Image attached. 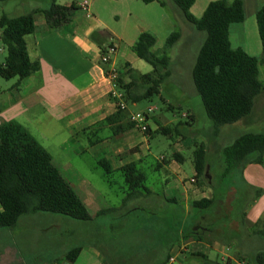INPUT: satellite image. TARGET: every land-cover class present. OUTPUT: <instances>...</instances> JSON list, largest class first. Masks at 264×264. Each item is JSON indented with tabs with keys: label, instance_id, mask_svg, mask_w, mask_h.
<instances>
[{
	"label": "crops",
	"instance_id": "1",
	"mask_svg": "<svg viewBox=\"0 0 264 264\" xmlns=\"http://www.w3.org/2000/svg\"><path fill=\"white\" fill-rule=\"evenodd\" d=\"M84 1L90 3L89 12L81 8ZM162 1L167 2V8L162 7L159 2L146 5L141 0H57L60 6L76 7L70 23L58 30H51L43 15H36V32L25 37L30 61L36 68L31 76L23 81L13 79L4 84L0 82V126L12 121L19 123L51 155L54 166L70 183L91 215L92 221L86 223L91 226L96 238L89 243L81 242L77 247L81 248L80 254L74 262H70L67 258L72 250L68 251L64 245H62V253L60 246L57 251L56 248L42 250L41 244L34 247L26 245L31 248L30 254H32V257L26 259L15 237L17 227L23 224L24 229L30 222L31 218L25 216L26 218H22L15 228L0 229V264H164L166 262L175 264L181 255L185 257L200 255L205 257L204 261L219 264L210 259L213 254L221 257L222 264H249L251 257L263 251L264 237L255 233L264 231V164H250L242 171L245 185L250 186L256 193L254 201L243 212L245 216L243 228L237 225L236 217L233 223H225L219 228L207 226L214 221L211 216L213 208L208 210L205 218L196 221L193 225L197 230L196 225L207 224L202 230V241L187 237V233H183L180 243L174 244L172 241L164 243L162 238L157 240L153 234L142 232L138 234L135 243L127 248L125 243L114 242L105 234L113 229L112 214L121 213L126 209L128 203H125L126 198L119 200L117 205V202L106 196L89 178L84 177L74 168L76 167L74 162L81 158L85 151L79 140L80 136L91 135L95 140L88 139V143L99 151L96 162L99 165L105 162L111 171L109 174L119 172L123 175L124 167L135 165L145 176L139 165L146 159V151L150 150V139L154 137V133L171 128L169 123L163 124L162 119L151 116L148 122L149 136L141 134L134 126L130 127L129 117L133 114L130 105L127 104L126 111H119L117 103L110 96L114 85L122 91V87L129 83L130 70L140 75L152 72L133 51L140 35L152 34L157 40L156 46L166 44L167 39L175 33L177 18L184 19L169 0ZM217 1L222 0H195L190 13L195 19L200 20L208 6ZM234 1L236 0H228L229 3ZM240 1L244 5L245 20L230 27L232 48L240 49L250 57L262 60L263 47L257 14L263 8L264 0ZM36 10L42 8L33 7L24 15ZM191 33L199 34L194 28ZM112 46L117 48V52L109 65H103L101 56ZM113 72L118 75L116 81L109 77ZM136 105L133 104V107ZM262 111H264V93L256 99L249 119L243 121H247L248 124L254 123L257 120L256 115ZM116 115H118L116 120L107 123L109 118ZM188 115L192 117L193 122L194 114L188 113ZM183 116L187 119L185 117L187 114ZM152 125L156 128L153 129ZM106 128L113 131L112 138L103 140L96 137ZM182 133L184 137L177 136L175 141L173 159L157 158V169L164 173L165 184L173 193L169 199L165 198V203L174 204L181 200L188 209H191L195 202L213 199L216 192L212 185L214 179L211 178V168L208 169L209 184L202 183L196 178L195 167L191 178L184 170L182 152L194 147L196 141L188 134L187 128L184 127ZM164 135L175 140L174 134L164 133ZM72 176L74 179H71ZM148 190L149 194L147 192L145 196L137 194L133 199L152 200L154 193ZM236 194L234 187H230L228 197H235ZM163 203V200H159V204L163 205ZM138 206L136 204L133 211L139 217L143 210ZM231 214H234V211ZM221 215L223 212L219 211V216ZM30 217L38 219L44 215L37 214ZM123 217L121 215V218ZM214 229L223 236H216ZM101 232L105 234V239L99 240L98 235ZM174 253H177V257L173 256ZM173 257L176 261L170 263V258Z\"/></svg>",
	"mask_w": 264,
	"mask_h": 264
},
{
	"label": "trees",
	"instance_id": "2",
	"mask_svg": "<svg viewBox=\"0 0 264 264\" xmlns=\"http://www.w3.org/2000/svg\"><path fill=\"white\" fill-rule=\"evenodd\" d=\"M9 1L0 0V3ZM141 1L146 5L159 2L162 7L167 8L166 1ZM169 1L197 32L206 34L192 69V82L215 130L234 125L251 116L256 99L264 93V82L260 80V66L264 65V6L257 14L263 47V58L258 60L240 49H233L230 42L231 25L245 20L242 1L213 2L200 20L190 13L195 0ZM75 9V6H60L57 0H51V4L45 9L14 18L8 15L0 17V40L7 51L5 62L0 63V77L6 81H23L35 71L36 67L30 61L25 37L36 32V15H43L51 30H58L70 23ZM179 39L180 34L173 33L167 39L163 51L156 52V38L149 33L140 35L133 51L140 60L150 65L153 71L146 75H140L133 70L128 72L130 81L121 89L126 104L152 102L155 97L161 95L164 84L172 76V59L168 52ZM118 115L109 118L107 123L116 120ZM132 126L131 123L130 127ZM181 127L184 125L163 129L162 133H175L176 136L184 137ZM197 148L194 157L196 178L202 183L206 180L209 182L210 167L206 147L201 145ZM223 160L224 177H231L250 164H264V134L243 135L224 148ZM101 165L107 174L111 172L105 162ZM122 173L131 192L125 203L136 198L137 194L143 195L141 190L149 194L145 187L146 178L135 165L124 167ZM236 200V197H227L224 201H218L215 195L211 200L195 202L193 207L211 210L217 205L221 208L216 209L212 227L219 228L236 220L237 225L243 228V212L235 220L232 219V205ZM219 211H222L223 215L219 216ZM37 214L60 215L80 222L92 221L80 197L54 166L51 155L23 126L15 121L8 122L0 126V229H13L23 217ZM203 228L204 225H196L197 230L190 229L187 237L202 241ZM214 233L218 237L223 236L216 230ZM255 234L264 237V231ZM80 251L81 248L72 250L67 256L68 260L74 262ZM196 257L205 258L200 255ZM249 263L264 264V249L257 256L251 257Z\"/></svg>",
	"mask_w": 264,
	"mask_h": 264
},
{
	"label": "rangeland",
	"instance_id": "3",
	"mask_svg": "<svg viewBox=\"0 0 264 264\" xmlns=\"http://www.w3.org/2000/svg\"><path fill=\"white\" fill-rule=\"evenodd\" d=\"M49 5L50 0H10L7 3H0V17L3 15L20 16L28 13L33 7L45 9ZM175 25L174 32L180 34V39L168 52V56L172 59V65L170 66L172 72L171 78L164 84L160 96L155 97L152 102H141L136 107L130 105V110L132 113H143L148 111L149 108H153L155 111L152 116L162 119L163 124L169 123L171 128L183 124L188 129V134L196 141L194 147L182 152L184 170L189 178L193 177L194 157L198 149L197 147L201 145L206 147L207 162L211 168V178L214 179L212 185L216 192L217 200L224 201L228 197L230 187L232 186L237 192L235 196L237 200L232 205L234 210L232 219H234L238 216V213L245 212L249 208L250 203L256 198V193L250 186L245 185L242 179V171L236 172L232 177H224L223 150L243 135L264 134V111L256 115L257 120L252 124L246 123L247 121H241L234 125L221 127L216 131L212 121L206 114L202 100L196 93L192 82V69L198 52L206 39V34L198 32V35L196 33L194 35L191 33L194 26L185 22L182 17L177 18ZM164 47L165 44L157 45L154 51L162 52ZM6 58L7 51L0 40V63L5 62ZM146 66L149 70L153 71V68L147 63ZM260 80L264 82V65L260 66ZM0 82L4 84L6 80L0 77ZM188 113L194 114V123ZM184 114H187V119L184 118ZM184 127H181L180 130L182 131ZM152 128L154 129L156 126L152 125ZM161 132L163 131L161 130ZM161 132L154 133V137L150 139V150L146 151L147 157L139 165L147 178V188L154 193L153 199H129L127 207L123 212L112 214L113 229L111 232L105 233L108 239L111 238L114 242L120 241L121 244L125 243L126 248L130 244H134L138 238V234L142 232L153 234L157 240L162 238L164 243L165 241H172L174 244L180 243L181 235L189 233V230L193 228L196 221H201L208 214V210L196 209L193 206H191V209H188L181 200H178L174 204L170 202L165 203V198L169 199L173 193L165 184L164 173L157 169V158L173 159V147L177 136L174 133L175 140H172ZM147 136L149 135L147 134ZM96 137L103 140L112 138L113 131L106 128ZM88 139L95 140L91 135L80 136L79 140L85 151L82 153V157L74 162L76 164L74 168L80 171L84 177L89 178L94 185L98 186L106 196L117 202L118 205L119 200L127 198L128 194L131 193L130 189L125 184V179L121 173L113 172L112 174H107L104 167L96 162L98 161L97 156L99 151L90 146ZM71 179H74V177L72 176ZM209 182L206 180L204 183L209 184ZM140 192L145 196L143 190ZM159 200H163V205L159 204ZM155 202L158 203L155 204ZM136 204L143 210L139 217L133 211ZM216 208L211 210L212 217L215 216ZM43 215L44 217L38 219H33V217L29 216L31 219H29L28 226L23 229L22 224L16 229V243L26 259L32 257V254H30L31 248L26 247V245L34 247L41 244L43 246L42 250H53V248H56L57 251H59L60 246V253H62V245L66 246L68 251H70L81 245V242L82 244L89 243L90 240L96 238L91 230V226L86 222L76 221L60 215ZM121 215L124 217L121 218ZM210 224L204 225H213ZM105 234L101 232L98 235V239H105ZM173 256L177 257V253H174ZM210 259L214 263L222 264L221 257L217 254H213ZM166 264L169 263L166 262ZM175 264L211 263L198 257L190 255L185 257L181 255L177 258Z\"/></svg>",
	"mask_w": 264,
	"mask_h": 264
},
{
	"label": "built area",
	"instance_id": "4",
	"mask_svg": "<svg viewBox=\"0 0 264 264\" xmlns=\"http://www.w3.org/2000/svg\"><path fill=\"white\" fill-rule=\"evenodd\" d=\"M90 3L89 1H84L81 4V8L89 12ZM117 48L115 46L107 48V50L101 56V63L103 65H109L111 63L112 57L116 54ZM112 80L116 81L118 79V75L116 72H113L109 76ZM111 98L117 103V108L119 111H126L127 104L124 100V95L122 91L118 90L117 86L114 85L113 90L110 94ZM155 109L150 108L148 111L143 113H133L130 115V122L133 124L136 130H138L141 134L145 135L149 132L148 122L153 114ZM187 117V116H185ZM163 160V158H161ZM176 258H170V263H174Z\"/></svg>",
	"mask_w": 264,
	"mask_h": 264
}]
</instances>
